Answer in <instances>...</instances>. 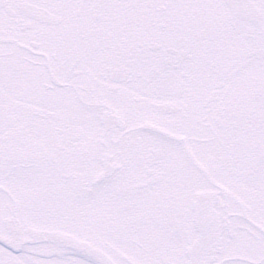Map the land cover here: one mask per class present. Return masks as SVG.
<instances>
[{"label":"snow or ice","instance_id":"snow-or-ice-1","mask_svg":"<svg viewBox=\"0 0 264 264\" xmlns=\"http://www.w3.org/2000/svg\"><path fill=\"white\" fill-rule=\"evenodd\" d=\"M0 264H264V0H0Z\"/></svg>","mask_w":264,"mask_h":264}]
</instances>
